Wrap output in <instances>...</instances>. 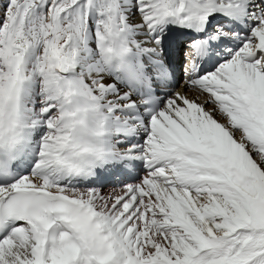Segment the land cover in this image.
<instances>
[{
  "label": "snow or ice",
  "instance_id": "6c2138e0",
  "mask_svg": "<svg viewBox=\"0 0 264 264\" xmlns=\"http://www.w3.org/2000/svg\"><path fill=\"white\" fill-rule=\"evenodd\" d=\"M0 264H264V0H0Z\"/></svg>",
  "mask_w": 264,
  "mask_h": 264
},
{
  "label": "bare ground",
  "instance_id": "6f19581e",
  "mask_svg": "<svg viewBox=\"0 0 264 264\" xmlns=\"http://www.w3.org/2000/svg\"><path fill=\"white\" fill-rule=\"evenodd\" d=\"M178 55L179 53L175 54L173 57V61L175 62L176 65L179 63L180 60H182L183 62V58H178L179 57ZM182 73H183V70H182Z\"/></svg>",
  "mask_w": 264,
  "mask_h": 264
},
{
  "label": "rangeland",
  "instance_id": "374dc122",
  "mask_svg": "<svg viewBox=\"0 0 264 264\" xmlns=\"http://www.w3.org/2000/svg\"><path fill=\"white\" fill-rule=\"evenodd\" d=\"M179 57L178 58H183L180 54L178 55ZM181 61V60H180ZM179 61V62H180ZM181 74H182V72H181ZM181 75L179 74V77H180Z\"/></svg>",
  "mask_w": 264,
  "mask_h": 264
}]
</instances>
